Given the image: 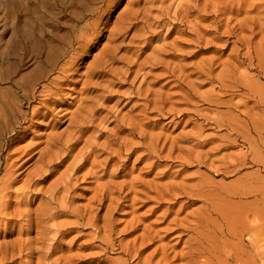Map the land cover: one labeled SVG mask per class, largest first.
I'll list each match as a JSON object with an SVG mask.
<instances>
[{"label":"rangeland","instance_id":"1","mask_svg":"<svg viewBox=\"0 0 264 264\" xmlns=\"http://www.w3.org/2000/svg\"><path fill=\"white\" fill-rule=\"evenodd\" d=\"M0 264H264V0H0Z\"/></svg>","mask_w":264,"mask_h":264},{"label":"bare ground","instance_id":"2","mask_svg":"<svg viewBox=\"0 0 264 264\" xmlns=\"http://www.w3.org/2000/svg\"><path fill=\"white\" fill-rule=\"evenodd\" d=\"M47 92H49V91H47ZM44 93V92H43Z\"/></svg>","mask_w":264,"mask_h":264}]
</instances>
